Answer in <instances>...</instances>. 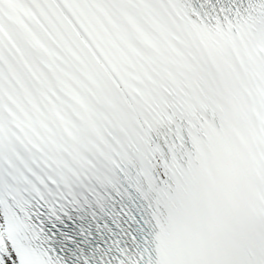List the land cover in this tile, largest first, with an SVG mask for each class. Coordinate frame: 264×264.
I'll return each instance as SVG.
<instances>
[{
  "label": "snow or ice",
  "instance_id": "obj_1",
  "mask_svg": "<svg viewBox=\"0 0 264 264\" xmlns=\"http://www.w3.org/2000/svg\"><path fill=\"white\" fill-rule=\"evenodd\" d=\"M0 264H264V0H0Z\"/></svg>",
  "mask_w": 264,
  "mask_h": 264
}]
</instances>
